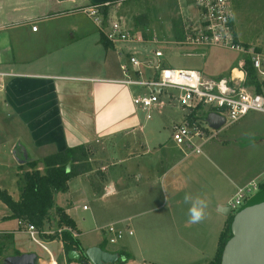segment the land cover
Returning a JSON list of instances; mask_svg holds the SVG:
<instances>
[{
    "label": "crops",
    "instance_id": "0c3cea01",
    "mask_svg": "<svg viewBox=\"0 0 264 264\" xmlns=\"http://www.w3.org/2000/svg\"><path fill=\"white\" fill-rule=\"evenodd\" d=\"M134 1L3 0L0 4V128L7 133L0 137L9 135L8 129L13 128L26 130L28 135L26 141L21 133L14 139L10 135L2 139L0 162L4 161L3 155L14 160V152L28 164L67 147L84 146L88 151L85 162H90L93 169L76 177L83 181L102 171L100 187L104 189L103 196L109 199V210L115 212L116 220L111 223L132 231V235L128 234L127 252L133 258L125 264H138L137 251L147 256L142 264H210L231 215L224 212L232 198L229 199L230 189L236 193L240 187L259 179L261 173L250 179L231 177L228 169L220 167L204 149L196 154L170 141L139 140L135 130L142 132L143 126L131 99L133 87L115 81L124 78L122 66L127 64L122 62V76L118 77L113 60L129 57L130 53L126 48H114L117 45L105 47L96 26L82 23L89 18L84 12L86 7L107 6V11L116 15V6ZM192 1L197 26L199 11L195 0ZM33 26H38L36 32ZM205 50L198 52L204 55ZM220 77L225 76L215 78ZM186 114L184 111L182 120L174 123L182 122ZM132 132L136 147L130 146L129 152L121 157L103 154L105 149L115 146V136L123 133L129 136ZM8 147L9 154L5 150ZM95 161L102 162L99 168ZM23 164L19 163V167ZM109 187L113 191L106 194ZM186 193L208 202L202 222L189 223L191 204L184 202ZM84 206L83 210H89ZM68 208L64 209L72 217ZM71 208L75 209L72 203ZM10 214L9 209L0 220ZM72 218L80 237L85 224Z\"/></svg>",
    "mask_w": 264,
    "mask_h": 264
},
{
    "label": "rangeland",
    "instance_id": "374dc122",
    "mask_svg": "<svg viewBox=\"0 0 264 264\" xmlns=\"http://www.w3.org/2000/svg\"><path fill=\"white\" fill-rule=\"evenodd\" d=\"M2 2L3 0L0 1V4ZM231 4L234 9V25L241 44L246 48L254 47L264 52V0H231ZM34 9L35 11H39L38 7ZM115 11H117V16L123 18L132 32L135 34L142 33L145 42L143 44L133 42L119 43L114 48H126L129 53L135 52L143 63L148 58H154L156 50H162L164 56L160 60L166 66L197 69L202 71L206 77L215 78L227 76L231 68L238 67L239 62L243 59V55L237 50L225 47L207 48L204 51V55L186 54L189 46L185 43V34L196 27L194 25L195 9L192 0H181L179 3L178 0H135L131 4L116 6ZM141 16L146 17L147 24H136V20ZM82 23L84 26H96L91 18L82 21ZM96 28L101 33V29L98 26ZM113 61H116L117 76L121 77L120 65L122 62L128 64L129 59L127 56H123L122 59L118 60L116 58ZM141 68L144 71L143 77H149L152 70H149L144 65ZM134 90L136 92L139 89L133 87V90L131 89L133 94ZM133 94L130 93L131 99ZM162 100L164 101L165 98L162 97ZM134 109L136 110L139 122L143 126L142 132L138 128L135 130L140 141L151 143L153 139H159L160 141H170L176 144L172 138V125L175 121L182 120L183 108L175 103L169 104L166 101L165 105L158 104L150 110V119H147V111L137 106ZM2 120L8 125L10 124L9 120ZM25 131L13 128L12 131L8 129V134L14 139L18 133H21L23 140L26 141L25 135L28 134ZM4 132L7 133L6 130L0 128V134ZM9 135L0 137V141L7 139ZM134 137L133 132L129 136L125 135V133L115 136L113 143L115 146L105 149L103 154L112 157L123 156L124 153L129 152L130 146L136 147L134 145ZM9 140L10 138L6 140L8 146ZM141 144V142L138 143V148L142 147ZM9 148L5 149L7 154H9ZM203 149L204 152L214 156L220 167L228 169L231 177L238 176L241 179H250L261 173L260 178L257 180H264V114L253 111L248 113V115L236 123L219 131L218 136L205 144ZM3 157L4 161L0 162V186L7 189L14 199H18L20 187L24 181L23 174L25 171L31 169L30 165L24 163L23 166L19 167L20 165L15 157V161L12 158L5 157V155ZM84 164L90 170L81 173V175H85L93 169L90 162L84 163V161H79L78 166H84ZM100 164L98 161L94 162L97 168H99ZM37 168L44 172L45 167L42 160L38 161ZM101 172L96 171V173L94 172L97 175L96 177H93L94 175L92 174L85 177L83 181H80L82 179H78L77 177L74 178L71 184L72 195L60 192L55 196V207L49 212L46 224L43 227V230L49 233L42 234L40 239L51 251L57 264H79L75 261L72 263L66 262L60 230H63L67 226L59 225L58 223L60 218L56 213V207L58 206L69 207L68 209L72 217L77 221L81 220V222H84V234L79 238L75 236L80 240L84 252L91 245L101 246L111 252L128 251V247L130 246L128 241L130 236L128 234L116 244H110L106 241L105 230L102 227L111 224L116 218H114L115 212L109 210V199L103 196V187L102 189L100 187L102 178L99 175H101ZM81 189L87 193L84 194L83 190L80 191ZM262 191L264 190L260 192ZM260 192L252 194L256 196ZM234 196L235 192L232 188L230 189L229 199ZM71 203L75 206V209L71 208ZM83 205H87L89 210H83ZM4 213H9V209L0 200V216L4 215ZM26 225L25 223L21 225L18 220L6 217L0 220V240L6 246L5 251L13 252L17 248V250L23 253L35 252L40 258L39 264H56L55 262L51 263L53 258L47 250L29 238L26 232ZM125 228L127 227L125 226ZM74 232L78 233L76 230ZM6 235H12L15 239L13 238L14 240L11 242L6 239ZM136 253L138 255V264H142L143 257L147 258V256H144L140 251Z\"/></svg>",
    "mask_w": 264,
    "mask_h": 264
},
{
    "label": "built area",
    "instance_id": "2783aa9c",
    "mask_svg": "<svg viewBox=\"0 0 264 264\" xmlns=\"http://www.w3.org/2000/svg\"><path fill=\"white\" fill-rule=\"evenodd\" d=\"M195 3L199 11V22L185 34V43L189 46L186 54H200L199 50L210 47L230 48L243 55L238 67L232 69L228 76L208 78L199 70L164 65L160 60L164 56L162 50H156L154 58H148L145 63L133 52L128 57L129 64L122 66L124 78L115 81L139 89L133 94L132 100L135 106L148 112L147 119L151 118L149 112L152 108L158 104L165 105L166 101L183 108L187 114L182 122L172 125V138L181 148L201 154L204 145L216 138L219 131L252 111L264 114V52L254 47L246 48L239 41L231 0H195ZM104 7L107 6H89L84 12L101 29V33L108 41L113 45L145 42L142 33L132 32L121 16L110 12L104 13ZM32 29L36 32L38 26H33ZM248 59L251 60L255 71V82L251 84L247 83L245 68ZM143 65L152 70L149 77H143L144 71L141 68ZM162 97L166 101H163ZM203 111L204 114H199ZM210 113L225 119L219 129L209 125L206 114ZM262 185L264 180L255 179L240 187L228 203L230 214L235 215L255 196L252 193L258 192ZM112 191L113 189L109 187L106 194ZM84 209H87L86 205ZM102 229L105 230L106 241L110 244H116L126 234L132 235L131 230L123 229L114 223ZM65 230L71 232L74 237H79V232L69 226L61 229L60 233ZM26 232L34 243L47 250L53 258L51 251L40 239L42 234L49 232L34 224H27ZM53 262L54 258L51 263Z\"/></svg>",
    "mask_w": 264,
    "mask_h": 264
},
{
    "label": "trees",
    "instance_id": "16d2710c",
    "mask_svg": "<svg viewBox=\"0 0 264 264\" xmlns=\"http://www.w3.org/2000/svg\"><path fill=\"white\" fill-rule=\"evenodd\" d=\"M108 7H104V13H107ZM146 23V17L141 16L136 20L137 25ZM147 24V23H146ZM101 42L105 47H112L113 44L101 34ZM259 50V49H258ZM247 83L255 82V71L251 64V60H247ZM88 158V151L84 146L67 147L64 150L54 154L45 156L42 160L44 164V172L37 168L38 161H28L30 170L23 174V185L20 187L19 199H14L7 189L0 187V200L10 209L11 214L6 217L8 219H16L22 224H34L38 228L43 229L49 212L55 207V196L57 193H68L69 182L72 178L87 172L89 168L86 164L78 166L79 161H85ZM264 190V185L261 186ZM56 213L60 216L59 225H66L72 229H77V225L73 218L66 210L58 206ZM234 215H230L224 230L221 233L218 251L210 264H222L225 248L233 236L232 223ZM61 240L63 242L64 251L83 249L78 238H75L69 231H63ZM120 259L117 264H125L133 255L125 250L119 251ZM71 262V260H69Z\"/></svg>",
    "mask_w": 264,
    "mask_h": 264
},
{
    "label": "water",
    "instance_id": "95a60500",
    "mask_svg": "<svg viewBox=\"0 0 264 264\" xmlns=\"http://www.w3.org/2000/svg\"><path fill=\"white\" fill-rule=\"evenodd\" d=\"M209 125L219 129L225 122L222 116L210 113L207 117ZM19 163H25L14 152ZM230 207L224 208V212L230 213ZM233 236L229 240L223 255L222 264H264V191L253 196L234 215L232 223ZM89 264H116L119 259L118 252H111L101 246H91L85 251ZM80 253L76 250L68 252L70 260H79ZM36 253H24L15 257L16 264H38Z\"/></svg>",
    "mask_w": 264,
    "mask_h": 264
},
{
    "label": "flooded vegetation",
    "instance_id": "af4514ba",
    "mask_svg": "<svg viewBox=\"0 0 264 264\" xmlns=\"http://www.w3.org/2000/svg\"><path fill=\"white\" fill-rule=\"evenodd\" d=\"M6 237V239L7 240H9V241H13L14 239H15V237L14 236H12V235H6L5 236ZM14 238V239H13ZM5 239V240H6ZM7 245V244H6ZM5 244L3 243V241L2 240H0V264H16L14 261H13V259L15 258V257H18V256H21L22 254H24L23 252H20L19 250H17V248H16V246H15V250L13 251V252H7V251H5ZM103 248V247H102ZM105 249V248H104ZM76 251H78L79 253H80V259L79 260H71V263L72 262H78L79 264H89V259L86 257V255H85V252L83 251V250H81V249H75ZM28 253H35V252H28ZM37 254V253H36ZM38 258H39V256H38ZM65 258H66V262L68 263V262H70L69 260V258H68V252L66 253L65 252ZM39 262H40V258H39V260H38V264H39ZM90 264H92V263H90Z\"/></svg>",
    "mask_w": 264,
    "mask_h": 264
},
{
    "label": "clouds",
    "instance_id": "9594fccd",
    "mask_svg": "<svg viewBox=\"0 0 264 264\" xmlns=\"http://www.w3.org/2000/svg\"><path fill=\"white\" fill-rule=\"evenodd\" d=\"M184 202L191 204L188 210L190 224L200 223L205 219L206 209L208 207V202L205 199L199 197L194 198L186 193L184 196Z\"/></svg>",
    "mask_w": 264,
    "mask_h": 264
}]
</instances>
